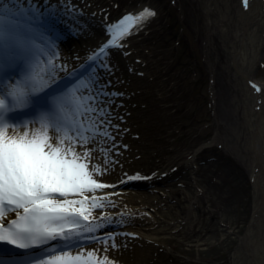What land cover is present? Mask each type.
<instances>
[{
  "label": "rangeland",
  "instance_id": "rangeland-1",
  "mask_svg": "<svg viewBox=\"0 0 264 264\" xmlns=\"http://www.w3.org/2000/svg\"><path fill=\"white\" fill-rule=\"evenodd\" d=\"M91 2L94 18L108 27L132 8L155 12L120 42L123 46L112 49L134 63L128 81L120 82L134 92L131 98L123 88L138 117L133 137L144 133L145 138L144 155L128 156L127 165L158 178L144 194L149 209L150 198L161 201L153 205L166 222L153 240L142 241L145 253L130 264H233L253 202L243 79L230 53L240 20L237 0ZM254 78L264 81V47Z\"/></svg>",
  "mask_w": 264,
  "mask_h": 264
},
{
  "label": "bare ground",
  "instance_id": "bare-ground-1",
  "mask_svg": "<svg viewBox=\"0 0 264 264\" xmlns=\"http://www.w3.org/2000/svg\"><path fill=\"white\" fill-rule=\"evenodd\" d=\"M91 1L0 0V18L7 22L28 25L33 30L31 34L35 37L38 45L45 47L52 45L50 51L48 50L49 53L45 55V60L41 55L37 57L38 61L30 68H33V72L29 73L27 77L37 75V79L43 77L45 80L48 78V74L55 76V72L58 71L60 74H63V71H68L64 76L73 75L72 69L83 59L84 61L88 60L89 54L93 51L89 58L94 55L98 57L97 66H100L93 76L100 83H102V80H99L101 76L106 75L109 78V74L116 78L112 81L113 89V86L117 82L119 83L122 78L128 81L130 76L128 69L134 65L130 56L125 53L116 54V51L112 50L113 47L100 53V49L112 35L109 31L110 28L121 19L112 22V25L108 27L104 20L101 21L98 17L94 18L96 7L89 8L91 3L93 5ZM237 3L240 20L235 35L236 47L231 48L232 52L230 51V53L234 66L243 79L245 93L243 105L252 141L250 174L253 202L251 219L232 256L233 264H264V81L254 78V69L261 60L264 47V0H248L247 7L244 6L243 0H237ZM145 7L147 6L132 8L133 10L126 11V15L136 14ZM26 12L29 14L27 15ZM105 17L106 22L109 23V14ZM111 51H114L115 55ZM49 59L52 60L51 64L47 63ZM94 59L96 60V58ZM94 67L96 66L94 65ZM105 81L108 83L106 79L103 80V83ZM78 85L79 89L75 92L74 97L79 98L78 106L82 113L80 119L87 118V123L94 121L99 133H107V135H96L95 140L88 145L93 149L91 163L97 166L102 173L95 178L99 182L109 185L95 193L87 194L106 197L100 201L103 207L93 211L92 215L95 217L93 222L97 224L101 222L119 223L115 230L106 231L105 236L111 237L105 238L107 241L102 243L104 247L98 250L101 256L107 254L114 264L119 263L122 258L123 260L125 258L124 262L129 264L132 261L139 262L140 256L142 257L145 253L140 248L142 241H151L154 237L153 232L166 229L164 227L166 222L160 220L161 209L159 206L153 205V202L161 204V201L150 198L149 209V199L144 194L151 185H156L158 178L146 180L144 177L146 174L140 173L134 175L139 176L140 179H129L133 173L127 165V158L128 156L133 158L135 153L144 155L140 148L142 140L145 139L144 133L136 134L137 136L133 137L134 133H139L135 132L139 127L134 124V120H137L138 117L136 113L130 111L131 104L128 100L119 98L117 104H112V102L108 104L106 103L108 102L107 96L102 95L101 99H104L102 104V101L100 103L98 99L97 101L88 99L91 98L92 87L89 86V90L86 91L87 87ZM119 85L121 86V82ZM253 85L260 88V91L257 92ZM124 87H126L125 84ZM99 89L102 90L101 87ZM126 89L130 97L134 98V92L130 90V87H126ZM64 98L67 101L71 100L70 97ZM69 107L74 110L76 105L70 102ZM88 107H94L96 111L91 113L85 111ZM101 110L103 115H100ZM19 131L22 133L24 129L20 128ZM127 140L130 141L129 145H127ZM216 140L217 137L212 141ZM192 159L194 160L195 157ZM160 180L162 179L159 177V182ZM161 182L164 184L166 180ZM70 198L78 199L79 197ZM132 235L141 240L136 242L131 238ZM106 247L108 250L105 253ZM93 248L85 247L84 251H92Z\"/></svg>",
  "mask_w": 264,
  "mask_h": 264
},
{
  "label": "snow or ice",
  "instance_id": "snow-or-ice-1",
  "mask_svg": "<svg viewBox=\"0 0 264 264\" xmlns=\"http://www.w3.org/2000/svg\"><path fill=\"white\" fill-rule=\"evenodd\" d=\"M247 3L243 0L245 7ZM154 15L148 7L125 15L110 28L112 35L100 53L123 46L120 41ZM32 32L26 24L0 18V68L6 77L46 53ZM61 92L59 83L28 76L0 96V264H114L99 250L84 251L83 243L96 239L85 234L100 227L93 224L92 213L106 199L87 194L109 187L95 178L102 173L91 163L88 145L107 133H99L94 121L81 120L79 98L73 97V110ZM17 111L35 118L18 119L13 115Z\"/></svg>",
  "mask_w": 264,
  "mask_h": 264
}]
</instances>
